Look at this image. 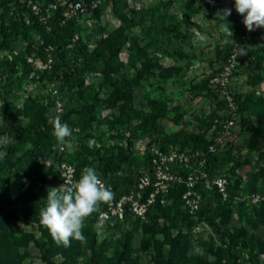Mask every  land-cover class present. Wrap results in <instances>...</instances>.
Wrapping results in <instances>:
<instances>
[{
  "label": "rangeland",
  "instance_id": "374dc122",
  "mask_svg": "<svg viewBox=\"0 0 264 264\" xmlns=\"http://www.w3.org/2000/svg\"><path fill=\"white\" fill-rule=\"evenodd\" d=\"M34 1L45 8L53 0ZM202 1L103 0L95 10L78 12L74 35L62 49L70 65H81V48L95 56L107 42L123 44V75L133 77L128 58L137 41L156 62L133 99L113 108L81 110L78 89L73 94L64 81L46 76L51 62L43 64L33 49L41 45L39 34L30 42L24 36L29 30L14 33L9 47L0 49V115L18 125L0 159V264H264V200H251L264 196V28L242 33L235 0H222L232 10L221 22L233 31L232 39L225 37L221 23L200 9ZM119 14L137 26L124 24ZM25 21L30 24L28 14ZM24 62L34 66L28 77ZM92 82L88 77L83 86ZM110 94L108 86L99 97ZM153 100L166 106L165 117L151 111ZM36 113L39 136L30 131ZM57 116L73 130L72 151L62 150L53 135ZM154 139L169 141V150L183 156L174 171L157 159L164 174L171 170L169 180H159L146 165ZM212 145L215 152H209ZM85 167L95 168L106 185L140 171L150 184L136 200L148 204L147 212L127 210L123 220L106 221L94 213L85 221L86 243L58 246L40 224V211L49 188L78 181ZM212 168L215 178L228 180L227 198L202 184Z\"/></svg>",
  "mask_w": 264,
  "mask_h": 264
},
{
  "label": "trees",
  "instance_id": "16d2710c",
  "mask_svg": "<svg viewBox=\"0 0 264 264\" xmlns=\"http://www.w3.org/2000/svg\"><path fill=\"white\" fill-rule=\"evenodd\" d=\"M223 3L222 0H203L200 9L206 12L210 19L221 23L223 21L216 19V13L224 9ZM63 11H57L53 18L42 22L39 16H36L30 8L19 0H0V49L5 50L9 47L10 37L14 33L29 30L30 38L28 34L24 35L29 41L32 40L33 34H39L41 45H34L33 49L37 52L43 64L51 62L50 69L44 72L45 75L47 76L49 72V74L55 75L58 80L64 81L73 94L78 89L81 110L102 108L103 104H107L108 108H113L121 102H130L133 99L134 90L142 84L147 71L156 66L153 58H147V49L144 42H135L130 51L128 67L133 72V77L120 73L118 61L123 47L121 43L116 45L107 42L108 44L101 45L95 56H92L86 48H81L83 55L81 65H70L62 49L73 37L74 29L78 23L75 19L65 21ZM27 14L30 24L25 21V15ZM118 17L124 24L130 23L131 27L137 26L136 20L129 19L124 14H119ZM246 30L245 28L242 33H245ZM33 72V64L24 62L23 77H28ZM88 77H92L93 82L84 87L83 85ZM108 86L111 87V94L105 99L100 98V91ZM149 107L157 118L165 117L168 112L166 106L156 100L150 102ZM31 120V133L37 136L42 135L43 127L39 120V114H34ZM6 125L7 127L0 128V134L6 132L13 135L14 138L18 125L12 123H6ZM225 126L224 129L222 128L223 131H225ZM153 145H156L162 153H167L170 144L169 141L162 139H154L149 143L146 165L151 174L155 173L157 168L154 160L159 158L158 154H155L152 149ZM193 152L194 154L199 152L198 147L193 148ZM169 166L174 171L178 166V161L169 164ZM208 173L211 179L215 178L216 169L212 168L208 170ZM141 177L142 173L135 169L122 182L109 183V185L113 187L116 198L130 195L132 192L137 196L141 192L144 193V189L141 190L140 188ZM202 184L205 186L206 180H203ZM212 191L219 196L221 195L218 193L217 188H213ZM208 203L210 208L213 209L211 198L208 199Z\"/></svg>",
  "mask_w": 264,
  "mask_h": 264
},
{
  "label": "clouds",
  "instance_id": "9594fccd",
  "mask_svg": "<svg viewBox=\"0 0 264 264\" xmlns=\"http://www.w3.org/2000/svg\"><path fill=\"white\" fill-rule=\"evenodd\" d=\"M235 10L243 16L245 28L251 32L258 28H264V0H235ZM232 10L225 8L216 13V19L227 21ZM220 31L225 37L232 39L233 31L228 24L221 23ZM205 39L202 37V40ZM205 43L207 41L205 40ZM244 53V49H240ZM7 127L3 116L0 115V128ZM53 135L61 149L72 151L74 146L70 140L72 129L67 123H63L59 116L53 121ZM13 135L4 133L0 135V159L6 155V149L13 144ZM45 163V161H44ZM46 165V164H45ZM115 193L101 179L100 174L93 167L82 169L78 181L65 183L60 187L48 189L46 206L41 209L39 222L50 233L53 241L65 248L71 246L72 240L86 243L83 234L85 221L94 213H100L104 217L100 206L111 204ZM98 237L104 235V226L98 222L94 226Z\"/></svg>",
  "mask_w": 264,
  "mask_h": 264
},
{
  "label": "built area",
  "instance_id": "2783aa9c",
  "mask_svg": "<svg viewBox=\"0 0 264 264\" xmlns=\"http://www.w3.org/2000/svg\"><path fill=\"white\" fill-rule=\"evenodd\" d=\"M102 1L103 0H93L89 4H83L81 2H74V1L70 2V0H53L45 8H42V6H40L34 0H20V2L25 4L28 8H30L36 16H39L42 22H45L53 18V16L51 15H54L59 10H64L63 16H64L65 21L76 19L75 16L78 14V12L85 11V10H95L96 8H98V6L101 4ZM227 100L230 103L231 109L236 110V106L232 103V100L229 96L227 97ZM229 124L233 125L234 121H231L230 123H228V125L225 126V131L223 132V136L227 135L228 130L230 128ZM152 149L155 152V154H158L159 156L158 159H161V160L165 159L164 161L162 160L163 161L162 165L165 169L168 168L169 164L175 161H181V159H183L182 154L177 153V151L173 149L168 150L167 153H162L161 151H159L156 145H153ZM215 151H216V146L212 145L209 149V152H215ZM195 154H199V152ZM154 162L157 164L155 173L158 174L159 180H162V181L169 180V176L172 175L171 170L170 172H168V175H166L161 170V168L163 169V167L158 165L157 159L154 160ZM203 179L208 182L209 186H211L212 188H217L218 192L221 195H223L225 198H227L229 182L226 178H212L211 179L205 173L203 175ZM149 184H150V180L148 177L142 176L140 178L141 190L143 189L145 190ZM107 186H110L111 189L113 190V187L111 185L107 184ZM136 197L137 196L134 192H132L130 195L122 196L120 198L114 197V200L112 201V203L108 204L109 209L103 212L105 214L104 217L100 216L101 221H106L110 218H117L119 220H123L124 217L126 216L127 210H130L138 215H143V213L145 214L148 209L147 208L148 204L146 203L141 204L139 201L136 200ZM251 200L255 203L261 202L264 200V196L256 193L251 196ZM198 204H199V201H196L194 204L196 208L198 207Z\"/></svg>",
  "mask_w": 264,
  "mask_h": 264
}]
</instances>
